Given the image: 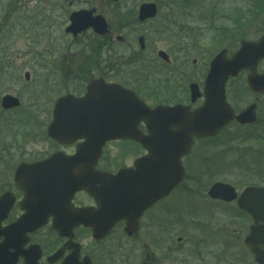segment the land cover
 I'll return each mask as SVG.
<instances>
[{"label":"flooded vegetation","instance_id":"1","mask_svg":"<svg viewBox=\"0 0 264 264\" xmlns=\"http://www.w3.org/2000/svg\"><path fill=\"white\" fill-rule=\"evenodd\" d=\"M72 1L74 0L69 1V4L71 2L70 5H73ZM64 2L66 3L68 0H64ZM105 3L111 5L117 2L108 1ZM90 10L93 11V16L101 15L105 18L111 34L107 36L96 35L98 48L94 67L84 69L82 65H79L72 70V80L83 82L81 85H77L79 89L75 93L67 92L58 96L54 100L50 113L42 115L44 122L42 125L36 112V106H31L29 110H26L22 119L14 121L9 119L11 116L21 115V113H15V110L22 106V100L18 95L11 93L4 95H13L20 100V105L13 108L3 106L4 96L0 100L2 108L0 147L5 153L3 155L9 156L11 149L21 148L23 150L24 145L41 139L44 143L46 142V146L39 153L30 152L27 158L15 163L3 164L4 169L8 172L0 178L5 179L6 182H12L13 191L10 188L6 189L0 193V197L6 192H11L15 201L0 224V259L3 261L2 264H28L30 262L35 264H62L79 244L81 259L88 256L91 264H185L186 260L179 257L178 248L172 241L173 236L176 232L188 231L191 224L197 227L199 222H195V216L204 217L208 215L206 214L208 210H204L205 207L203 208L195 202V196L201 195L200 184L202 180L192 170L203 167L204 170L206 169L205 171H211L212 168L216 169L213 166L218 167L219 164H207L206 150L207 147H216V151H218V147H225V145L233 142L235 135L227 140L222 135L224 132L229 134L227 129L231 125H236L241 130L250 129L244 133L252 132V135L259 137L257 142H262L264 145V114L262 116L259 111V100L264 94H255L256 99L247 105L249 107L255 104L257 119L254 123L242 124L237 119H233L215 136L201 139L194 137L191 152L182 157V170H176L174 167L169 168L166 164H158L159 149L166 145H161L160 141H168L167 134L177 130V128L172 126L170 129L172 131L164 129L168 127V123L167 117L162 115L155 117L154 129L150 131L143 119V114L137 112V107L134 106L137 103L134 98H129L130 114L121 117V114L117 113L119 109L116 106L112 108L113 113L111 114V108L107 104L108 98L105 96V87L108 84H119L128 90L129 94H134L151 108L181 106L194 110L206 102L205 79L207 72L203 73V82L192 81L190 75H186L182 70L183 66L186 67L185 63L181 62L182 65L176 66L171 65L174 60L173 54L167 52L168 58H163L159 56L160 50L157 51V57L148 59V62H144L146 64L142 62L144 65L139 64L135 67L134 64L137 60H142V53L147 48L137 52V58L131 56L126 64H124L125 60L121 56L112 59L116 63H106L107 59L103 58V63L100 64L101 51H111V48L116 46L115 44H126V42L114 40L112 25L104 12H98L96 8H90ZM76 11L78 10L70 13L69 24L72 13ZM115 13L121 12L117 10ZM135 18V15L123 17V19H129L133 22H136ZM119 24L124 25V23ZM6 31L7 34L4 36L13 35L14 30L6 27ZM93 34L95 33L93 32ZM0 38V43H2L5 37ZM1 47L2 44H0V54H6L7 49ZM4 58L0 60V78L6 71L9 74L8 69L14 67L10 61H8L9 63L5 62ZM194 64H196V60H194ZM56 68L55 71L59 72L60 68ZM66 72L69 73L70 71L67 70ZM25 79L30 80V72H26ZM93 82H96L91 98L93 105L90 107L88 120L76 130L78 137L70 142L52 137L49 133V127L55 119L54 111L58 100L67 94L83 97L87 93L88 86ZM193 83H196L197 86L192 87ZM40 85L43 87H38L39 90L30 93L35 100L38 95L46 94L45 86L48 85V80L44 79ZM94 103H98V105H94ZM230 104L235 114L245 109V107L237 108L232 103ZM159 129L164 132L163 139L159 138ZM5 133L7 134L2 139L1 136ZM7 136L10 139H6ZM111 136L117 137L110 138ZM208 141L210 142L207 143ZM197 145H200L202 149L200 162L199 164H191L189 157ZM98 151H100L99 155H97ZM218 152L222 153L221 149ZM53 155L56 156V160L50 161L49 159ZM1 159L0 155V166L3 163ZM20 164H47L43 168L45 175V180H43L44 192L39 198L36 195L33 206L41 214L45 213L46 209L51 211L42 226L33 232L28 231L24 234L9 232V227L27 211L22 205L25 191L16 182V170ZM62 164H75L76 168L73 169L75 180L81 179L77 184H85L77 187L67 200L68 194L64 203L57 202V199L63 196ZM180 173L182 174L181 181L155 201V196L158 197L160 191L168 190L166 184L170 180L174 182L176 174ZM213 183L205 190L210 199L208 200L219 206L216 212L219 216L228 217L227 221L223 223L224 225L234 229L239 227L240 232H247L242 237L243 248L253 258L254 262L259 264L245 244V237L254 222L251 214L240 208L238 198L225 200L211 197L209 189ZM84 186H88V188ZM234 187L237 189L236 186ZM243 189L241 191L237 189L239 196ZM148 202H151L150 205H147ZM27 205L31 207L30 203ZM143 206L146 207L143 209ZM59 213L64 214L61 221L65 230L69 232L68 235H62L55 228V215ZM123 213L128 214L129 217H120L123 216ZM95 222H104L111 226L106 237L98 239L93 236L92 224ZM129 224L133 226L129 227ZM218 231L220 232V230ZM82 233H87V236L90 237L88 248L84 244ZM217 233L210 234V238H213V235L217 238ZM219 235L221 236V234ZM22 239L23 241L26 239L24 243L22 241L20 245H15V241ZM240 239L241 235L238 236V240ZM181 243H183V237L179 236L177 244ZM95 245L101 246L100 251H97L99 260L94 253ZM58 251H61L60 257L53 262L50 261V257ZM198 252L201 254L195 247L194 254ZM119 253H122L124 259L116 258ZM15 258L16 261H14Z\"/></svg>","mask_w":264,"mask_h":264},{"label":"rangeland","instance_id":"2","mask_svg":"<svg viewBox=\"0 0 264 264\" xmlns=\"http://www.w3.org/2000/svg\"><path fill=\"white\" fill-rule=\"evenodd\" d=\"M69 1L71 0L66 3L64 0H0V37H5L0 44L2 49H7V53L1 50L6 54H0V60L5 57V62L10 61L14 65L13 68L8 69L9 74L6 71L0 78V100L7 93L18 95L22 100V106L15 110L16 114L21 113V115L11 116L9 119L13 121L24 118L26 110L36 106L42 125L44 123L42 115L50 113L54 100L61 94L75 93L79 89L77 85L83 83L81 80H72V70L79 65H82L84 69L95 66L94 59L98 48L96 35L88 30L74 38L65 32L69 25L68 17L72 11L96 8L98 12H104L109 17L114 40L119 36L126 37V44L117 43L111 51H101L100 64L103 63V58L107 59L106 63H116L112 59L119 56L125 60L124 64H126L131 56H136L140 51L138 37L144 35L147 49L142 53V60H137L134 64L135 67L139 64L144 65L148 59L157 57L158 50H164L173 54L174 60L171 65L185 63L183 72L190 75V80L196 82H203V75L207 72L210 61L221 49L227 48L229 54H232L239 48L243 39L256 40L264 32V0L256 3L253 1L255 4L251 11L247 9L249 1L246 0L204 2L211 7L212 4L214 5L212 13L215 12V16H210L212 25L205 20L201 21L202 16L199 14L201 5L195 10L197 5L191 8L190 1L185 0H119L116 4L112 3V0H74L73 5H70ZM108 1L112 4L105 3ZM151 1L158 5L159 13L155 19L140 23L137 19L139 5ZM189 7L191 14L185 15L183 12ZM117 10L121 13L116 14ZM203 10L206 12L205 8ZM133 15L136 17V22L123 19ZM166 19L171 25L165 22ZM175 23L177 26L174 25ZM180 25L194 29L196 39L190 40L186 33L180 31ZM6 27L14 30L13 35L4 36L7 34ZM56 67L60 68L59 72L55 71ZM263 69L264 59L259 64V70ZM67 70L70 72L67 73ZM27 71L30 72V80L25 79ZM44 79L48 80V85L45 86L46 94L38 95L35 100L30 93L42 88L40 83ZM227 96L229 102L237 108H244L256 99L255 94L247 86L246 73L243 72L229 81ZM259 101V111L263 116L264 96ZM1 124L2 122L0 126ZM227 130L229 134L224 132L222 135L226 140L235 135L234 141L225 147H218L217 150L222 151L220 155L215 154L216 147H207L206 150L207 164H219L218 167L213 166L216 169L212 168L211 171H205L203 167L192 170L202 180L201 195L195 196V202L205 207L204 210H208L206 213L208 215L195 216V222H199L197 227L191 224L188 231L176 232L173 236L172 241L178 248L179 257L186 260L185 264H257L243 248L242 237L246 231L242 233L239 227L234 229L224 225L228 217L219 216L216 213L219 206L209 201L205 191L211 183L218 180L233 184L239 191L247 185H264L261 169L264 165V145L256 149H248L246 145L255 143L244 142L239 137L250 129L241 130L236 125H231ZM6 134L1 136L2 139ZM6 139L10 137L7 136ZM45 146L46 142L44 143L41 139L24 145L23 150L11 149L10 153H7L9 156L3 155L5 153L0 147L1 160H3L0 176L8 172L3 164L15 163L27 158L30 152L39 153ZM201 150L200 145L194 148L189 157L191 164H199ZM258 167L259 171L253 172ZM9 188L13 191L12 182H6L5 179L0 178V193ZM191 197L194 198L192 195ZM212 233H217V238L215 235L210 238L209 235ZM81 235L84 236V244L88 248L90 237L87 233ZM239 235H241L240 240H238ZM179 236L183 237L181 244H177ZM198 242L200 243L197 245ZM100 247L98 245L94 247L97 260L100 259L97 252L100 251ZM195 247L201 254L199 252L194 254ZM122 253H119L116 258L124 259Z\"/></svg>","mask_w":264,"mask_h":264},{"label":"water","instance_id":"3","mask_svg":"<svg viewBox=\"0 0 264 264\" xmlns=\"http://www.w3.org/2000/svg\"><path fill=\"white\" fill-rule=\"evenodd\" d=\"M118 1V0H113ZM157 14V6L155 3H143L139 9V19L141 21L155 17ZM93 28V30L101 35H109V25L105 18L101 15L93 16L92 10H80L73 12L71 15V24L66 29L67 32L77 36L79 33ZM119 39H123L119 37ZM141 48H145L144 37L139 38ZM227 49L220 51L212 60L210 70L206 78V103L205 105L195 111H179L173 108L158 107L156 109L149 108L144 103H139V113L143 114V118L147 121L149 129L153 127L155 116L165 115L169 121V126L174 124L178 131L169 133L171 139L167 148H162L159 151L158 164H168L169 166H178L181 157L188 153L191 148L193 137L198 138L208 137L216 134L225 124H227L233 117V109L226 101L225 87L230 76H236L241 70L248 69V83L250 88L255 92H264V72L259 74L257 66L264 57V34L257 41L243 40L241 47L231 57L227 55ZM161 56H166L164 52H160ZM96 82H93L89 88L88 93L84 98L78 99L73 95H66L59 99L55 109V119L49 127V133L52 137L57 139L67 138L69 141L73 140L77 128L81 127L82 123L87 121L88 110L91 105V98ZM196 86V84L194 85ZM128 93L119 85L111 84L105 87V96L108 98L107 104L110 106L111 114L112 108L118 107L117 113L123 117L125 114H130L131 104L126 99ZM3 106L6 108H13L20 105V100L12 95L3 97ZM254 106L236 116L237 120L246 123L253 122L256 115L253 113ZM164 110V111H163ZM176 113H179L181 118L178 119ZM162 127V126H161ZM161 136V131H159ZM117 137L111 136L110 138ZM99 154V151H98ZM56 160V157H52ZM44 164H21L16 171V181L20 188L25 191V198L22 205L27 209L26 214L22 215L11 227L9 232L24 234L28 231H34L47 220L48 215L51 214L50 209H46L42 213L38 209H34L33 202L36 195L39 196L44 192L45 175L43 173ZM75 164H62V194H72L77 187L85 184H77L80 180H75L73 169ZM76 168V167H75ZM175 182L168 184L171 189ZM87 187L88 186H84ZM167 192H162L159 197ZM210 195L215 198H222L225 200H232L236 198V192L233 186L224 183H216L210 189ZM49 200V199H48ZM15 201L14 196L10 192L4 193L0 197V224L6 217L8 210L12 207ZM47 201V200H43ZM65 197L62 196L57 199V202L63 203ZM31 204L29 207L27 204ZM239 205L249 211L255 223L251 226L250 233L246 237V245L254 253L255 259L264 264V187L250 186L247 187L239 198ZM55 215V214H54ZM64 214L59 213L55 215V228L63 235L69 234L65 230L63 220ZM94 228V236L97 238L104 237L110 226L104 222H95L92 224ZM1 232V230H0ZM132 232H130L131 234ZM26 240V239H25ZM25 240L15 241V245ZM61 253H56L52 257L56 259ZM78 253H73L63 264H89L87 261L79 260ZM16 261V258L15 260ZM0 259V264H2ZM28 264H34L28 263Z\"/></svg>","mask_w":264,"mask_h":264},{"label":"trees","instance_id":"4","mask_svg":"<svg viewBox=\"0 0 264 264\" xmlns=\"http://www.w3.org/2000/svg\"><path fill=\"white\" fill-rule=\"evenodd\" d=\"M185 1H190V3H191V8H195V6H196V9L195 10H197V7L199 6V5H201L202 6V8H201V10L199 11V14H201V16L202 17H200V19H202L201 21H203V20H205V21H207L208 22V24H210V25H212L213 23H212V20H211V18H210V16L212 15V16H215V12H213L212 13V7L214 6L212 3V7L211 6H209V5H207L206 3H204V2H207V1H209L210 2V0H185ZM247 2L249 1V3H247V9L249 10V11H251L252 9H253V7H254V4L257 2V1H259V0H246ZM253 1H255V3L253 2ZM216 4V3H215ZM206 9V12L203 10V9ZM195 10H193L194 12H195ZM210 12V14H208ZM185 15H189V14H191L190 13V7L187 9V10H185L184 12H183ZM205 18V19H204ZM247 19V18H246ZM180 31L182 32V33H186L188 36L187 37H189V39L191 38L192 39V37H193V40H195L196 39V35H195V30L194 29H192V28H187L186 27V25H180ZM195 37V38H194Z\"/></svg>","mask_w":264,"mask_h":264}]
</instances>
